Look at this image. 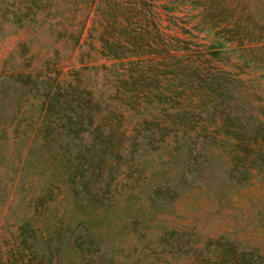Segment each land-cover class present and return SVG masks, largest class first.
<instances>
[{
  "label": "rangeland",
  "instance_id": "1",
  "mask_svg": "<svg viewBox=\"0 0 264 264\" xmlns=\"http://www.w3.org/2000/svg\"><path fill=\"white\" fill-rule=\"evenodd\" d=\"M143 1L150 11L127 15L135 31L115 37L161 42L156 19L168 52L140 62L134 57L130 65L96 56L89 47L111 34L107 28L101 35L112 19L95 3L73 23L77 33V21L86 18L74 48L62 38L58 44L48 34L45 39V29L12 25L0 15V86L6 88L0 127L9 136L7 142L0 136V145L10 159L0 165L7 190L0 202V252L12 243L18 215L32 213L33 198L48 191L49 205L66 213V241L71 245L82 233L76 224L84 221L101 237L91 255L112 258L103 264H200L227 241L264 253V16L251 15L264 14V0ZM40 65L53 71L55 83L92 91L101 107L83 122L109 136L117 129L109 158L90 164L79 162L71 147L62 151L54 140H61L53 132L55 115L40 110L31 93L14 91L13 74ZM107 110L114 111L112 119L103 117ZM42 120L54 123L51 132ZM82 138L87 143L89 133ZM243 143L252 151H242ZM68 187L92 207L63 212Z\"/></svg>",
  "mask_w": 264,
  "mask_h": 264
},
{
  "label": "trees",
  "instance_id": "2",
  "mask_svg": "<svg viewBox=\"0 0 264 264\" xmlns=\"http://www.w3.org/2000/svg\"><path fill=\"white\" fill-rule=\"evenodd\" d=\"M76 2L80 4L74 7ZM92 3L97 4V10L102 17L112 19L111 22L107 21L110 27H104V31H101L102 35V33H108V29H111L109 37L102 36L97 47L93 43L88 44L95 51L96 56L105 59H116L120 62L126 59L130 65L136 63L134 57H138L137 62H140L139 60L143 56L168 52L156 19L154 20L153 16L151 17L154 20L153 28L161 42L130 41L126 38L115 37L118 34L130 36L135 31L131 28V22L127 15L135 12L141 16L150 11V9H143L146 3L143 0H0V15L3 20H7L12 25L23 27L32 24L41 31L45 29V33L41 35L45 39L48 36L53 37V43L58 44L60 42L59 38H62L63 43H72V48H74L79 46L80 35L86 18L77 21V25L80 24L77 33L72 28L73 23L77 16L89 13ZM86 7L89 8L86 10ZM84 8L85 10H82ZM81 10L82 12H80ZM251 13H253V10ZM251 15L252 18H262L264 16L262 9L256 10ZM144 29L142 28V30ZM143 33L144 31L138 32L141 36H143ZM20 44L25 50L27 49L25 42H20ZM51 49L55 54L59 51L55 46ZM87 55L90 56L91 53L88 52ZM47 65L48 63H46ZM40 67L39 69L34 67L27 72L14 73L13 75L18 83L14 86L16 87L14 91L21 96H27L26 94L31 93L33 98L38 101L40 110L45 107L50 114L55 115L53 122H56L58 127L53 132L61 137V140H54L62 151L68 152L71 147L75 158L79 159V162L88 160L90 164L89 161L93 159L98 158L96 162H103L106 158H109L113 153V149L117 148L116 139L119 136H115L117 129L115 128L113 136H109L100 132L97 128L90 127L91 124L84 125L83 122L87 119L91 122L95 114L93 112L94 108L101 107L100 102L94 100L92 91L72 82L66 84L62 82L55 83V80L50 77V73L53 71L44 72L43 66L40 65ZM130 71L132 72L131 69ZM78 75L77 70L74 76L78 77ZM5 92L6 88L0 86V93L5 96ZM4 109L5 106L0 107V119H4L6 116ZM113 115L114 111L107 110L103 117L112 119ZM10 117H14V115ZM3 122L8 123L5 120ZM53 122L50 121L51 124L43 123L42 127L51 132ZM84 133L90 135L87 143L82 142ZM0 136L6 142L9 139L8 131L4 127H0ZM240 147L245 153L252 151L251 147L244 143L240 144ZM4 149V146L0 145V165L10 160L7 150L4 151ZM246 149L248 150L246 151ZM5 190V187L0 185V202L7 198L5 194L7 190ZM65 190H70V193L67 191L66 195L61 198L60 205L63 204V212L68 211L70 207H82L83 209L92 207L93 201L85 197L86 202L84 203L83 199L77 196L78 189H74V195L70 187L65 188ZM49 196L51 198L48 191L45 194L35 196L32 202V213L25 212L18 215L20 221L11 233L12 243L5 254L0 252V264H103L104 261L113 263L111 257L106 258L107 252H103L101 257L91 255V244L98 247V244L101 243V237L92 233L82 220L79 222L76 220L78 222L76 226L82 233L74 237L71 245L70 239L66 241L64 235L66 213L59 215L58 205L56 208L49 205L53 201V197L50 201H46ZM23 199L24 196L22 195L18 207L23 203ZM67 224V228H69L71 223ZM161 237L163 238V235ZM215 244H219V242ZM220 247L221 249L216 250L212 256L204 258L200 264H259L264 261V253H259L256 249L240 250L229 241L221 243ZM167 264H171V262L167 261Z\"/></svg>",
  "mask_w": 264,
  "mask_h": 264
}]
</instances>
